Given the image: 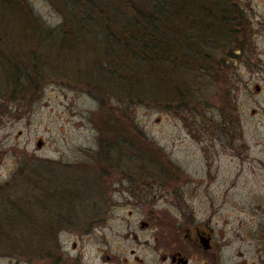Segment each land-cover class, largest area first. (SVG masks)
<instances>
[{"label":"rangeland","instance_id":"rangeland-1","mask_svg":"<svg viewBox=\"0 0 264 264\" xmlns=\"http://www.w3.org/2000/svg\"><path fill=\"white\" fill-rule=\"evenodd\" d=\"M53 2L0 0V264H264V92L253 86L264 85V54L251 44L234 76L232 52L240 16L264 48V0H195L211 43L166 93L145 79L140 95L136 83L106 82L89 50L57 54L23 38L11 7L47 30L61 22ZM25 54L37 70L20 84L7 62ZM203 138H216L221 163L207 191ZM42 171L69 196L54 198ZM14 208L22 216L5 228ZM207 219L205 248L180 224Z\"/></svg>","mask_w":264,"mask_h":264},{"label":"trees","instance_id":"trees-1","mask_svg":"<svg viewBox=\"0 0 264 264\" xmlns=\"http://www.w3.org/2000/svg\"><path fill=\"white\" fill-rule=\"evenodd\" d=\"M194 1L54 0L53 4L61 16V22L47 30L38 25L29 11V14L22 12L18 3L11 7V15L21 21L20 29L26 33L23 38L29 44L35 47L43 46V49H47L46 52L53 49L57 54L76 51L78 48L89 50L95 54L94 57L99 58L96 62L97 73H101L106 82L111 84L112 80H120L126 83L129 89L136 83L134 88L140 95L145 79L163 82L166 93V90L172 87L171 74L194 65L201 56L198 53L199 44L211 43L210 31L214 28H207L209 23L204 22L205 15L199 11L203 6L195 5ZM218 29L220 30L219 26ZM202 32L204 36L200 37ZM89 35L96 38L95 43H90ZM28 58L26 54L15 55L11 57V62H7L14 70L12 74L17 83L24 79L27 68L37 70L33 61L27 67ZM211 61L209 57H204L202 63ZM17 90H21L19 85ZM114 121V126L123 124L118 119ZM41 173L45 175L44 185L47 183L49 187L54 188V198L69 196L70 188L61 186L55 189L52 176L46 175L45 171ZM14 209L13 212L11 210V220L6 222L5 228L10 227L11 222L22 216L18 208ZM44 214L50 213L46 211Z\"/></svg>","mask_w":264,"mask_h":264},{"label":"flooded vegetation","instance_id":"flooded-vegetation-1","mask_svg":"<svg viewBox=\"0 0 264 264\" xmlns=\"http://www.w3.org/2000/svg\"><path fill=\"white\" fill-rule=\"evenodd\" d=\"M245 18L246 17H242V16L233 18V20L236 19L234 32L236 34H238V37H237L238 42H237V45H235L236 47H234L236 49L232 50L233 54L237 56V59H235L236 62H234V64H233V65H235V70H234V74H233L234 76L236 75V72H238L240 70V68L242 66H245L248 64V63L243 64L240 62L241 61H248L249 57H247V56L249 54L248 53L246 54L245 50L246 49L250 50L251 44H252V47L254 48L253 51L254 52L258 51L257 55H259L261 53L264 54V48H260L262 50L261 51L257 47V43L256 44L251 43V36L253 35V29L251 26L245 27L246 22L249 20L248 18L245 20ZM248 24L251 25V22H248ZM242 31H244V32H242ZM247 66H249V65H247ZM259 70L264 72V69H259ZM251 80L252 79L245 81L244 85L249 86L250 85L249 83ZM253 86L256 88V94L262 95V93L264 92L263 83L259 84L258 82H254ZM234 87H236V86H234ZM254 111H255V109H254ZM216 130L222 131V129H216ZM210 132H212V131H210ZM225 132H227L228 134H236L237 133L236 129H234V128H226ZM206 139L207 138H203V140H204V142H203L204 167L203 168L205 170L203 171V179L199 178V180H200L199 182L204 183V185H205L204 190L207 191L208 183L215 180V178L217 177L218 172H219L218 167L221 166V163L213 159L214 156L217 155V153H218L217 148L213 144L214 141L216 140V138L211 139L213 143L211 141H210V143H207ZM220 146L222 149L223 148L222 144H220ZM230 151L236 152V154L241 153L240 149L238 148V144H237V148L235 151L232 149V147L230 148ZM153 163L157 165L161 162L158 163L157 161H154ZM166 168H169V167L167 166ZM200 183H198V184H200ZM199 224L204 225L207 230L206 231L201 230L199 227ZM199 224L194 223V220H192V221L187 220V226H184V224L183 225L180 224V226L184 227L185 231L187 232L186 236L188 238L192 239L196 244L201 243V245L204 246L205 248L209 247L212 245V239H213V234H212L213 228L210 225V219L204 220V221L200 222ZM191 231L195 232V235H196L195 237L191 236ZM174 261H175V263H179L177 260H174Z\"/></svg>","mask_w":264,"mask_h":264},{"label":"water","instance_id":"water-1","mask_svg":"<svg viewBox=\"0 0 264 264\" xmlns=\"http://www.w3.org/2000/svg\"><path fill=\"white\" fill-rule=\"evenodd\" d=\"M41 144V141H38V145H40ZM186 263V259H184V261H183V264H185Z\"/></svg>","mask_w":264,"mask_h":264}]
</instances>
